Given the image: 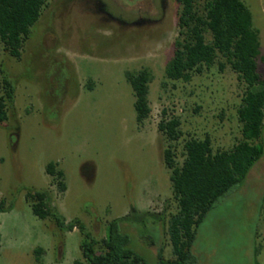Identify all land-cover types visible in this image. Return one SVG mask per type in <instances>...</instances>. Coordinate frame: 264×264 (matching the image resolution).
I'll list each match as a JSON object with an SVG mask.
<instances>
[{
	"label": "rangeland",
	"instance_id": "1",
	"mask_svg": "<svg viewBox=\"0 0 264 264\" xmlns=\"http://www.w3.org/2000/svg\"><path fill=\"white\" fill-rule=\"evenodd\" d=\"M243 2L258 31L257 69L264 78V0ZM179 10L172 0L163 24L144 30L106 17L98 5L47 0L21 57L0 50V95L4 74L15 86L0 122V264H39L37 247L43 249L41 264H73L81 256L78 229L62 231L51 218L33 214L25 196L35 191H46L47 208L67 221L80 219L95 238L106 235L109 221L130 213L120 222L130 247L151 264L160 248L172 257L166 221L177 206L158 123L178 117V163L189 135L207 134L214 150L228 149L241 137L237 107L243 90L229 67L219 71L214 65L189 82L166 78ZM141 68L152 73L151 110L137 124L125 73ZM50 162L64 174L63 192L46 173ZM263 196L264 153L199 223L195 264H264ZM131 208L164 209L165 222L149 214L140 220Z\"/></svg>",
	"mask_w": 264,
	"mask_h": 264
},
{
	"label": "trees",
	"instance_id": "2",
	"mask_svg": "<svg viewBox=\"0 0 264 264\" xmlns=\"http://www.w3.org/2000/svg\"><path fill=\"white\" fill-rule=\"evenodd\" d=\"M47 0H0V50L19 59L31 27L38 21ZM180 10L177 15L178 35L174 40L172 57L164 68L166 78L189 82L196 74L216 65L219 71L229 67L243 84L241 102L237 107L241 137L228 149L214 150L211 138L188 136L184 139L181 163L176 161L175 143L182 135L178 117L161 119L158 130L166 143L163 162L169 170L172 197L177 210L166 221L172 257L165 258L163 248L157 251L155 264H195L192 247L197 227L214 204L233 187L241 183L251 167L264 153V78L257 69L260 41L253 26L252 14L243 0H175ZM126 80L134 95L137 124L150 113L148 101L152 73L147 68L126 72ZM0 95V122L7 118V107L14 101L15 86L4 74ZM165 114V113H164ZM46 173L60 192L66 189L64 174L50 162ZM26 202L34 215L51 218L62 231L78 229L82 235L80 258L73 264H151L142 254L130 247V238L120 229V222L130 213L107 223L106 235L93 237L78 219L65 220L47 208V192H27ZM5 211L0 201V212ZM142 216L156 217L165 222L166 214L131 208ZM264 219V196L262 200ZM256 249V254L259 253ZM36 261L43 253L35 248Z\"/></svg>",
	"mask_w": 264,
	"mask_h": 264
},
{
	"label": "flooded vegetation",
	"instance_id": "3",
	"mask_svg": "<svg viewBox=\"0 0 264 264\" xmlns=\"http://www.w3.org/2000/svg\"><path fill=\"white\" fill-rule=\"evenodd\" d=\"M67 1V0H66ZM73 1V0H68ZM87 4L98 5L102 13L126 25L143 26L148 30L163 24L172 0H81ZM64 2V1H63ZM112 4V7L109 6ZM149 27V28H148Z\"/></svg>",
	"mask_w": 264,
	"mask_h": 264
}]
</instances>
